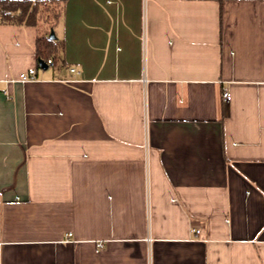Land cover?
<instances>
[{
    "label": "crops",
    "instance_id": "crops-1",
    "mask_svg": "<svg viewBox=\"0 0 264 264\" xmlns=\"http://www.w3.org/2000/svg\"><path fill=\"white\" fill-rule=\"evenodd\" d=\"M64 2L47 70L0 21V264H264V0Z\"/></svg>",
    "mask_w": 264,
    "mask_h": 264
},
{
    "label": "trees",
    "instance_id": "trees-1",
    "mask_svg": "<svg viewBox=\"0 0 264 264\" xmlns=\"http://www.w3.org/2000/svg\"><path fill=\"white\" fill-rule=\"evenodd\" d=\"M64 3V0L0 1V21L40 28L37 56L39 61L51 60L54 65L61 55L62 45L58 39L50 38V32L63 17Z\"/></svg>",
    "mask_w": 264,
    "mask_h": 264
},
{
    "label": "built area",
    "instance_id": "built-area-1",
    "mask_svg": "<svg viewBox=\"0 0 264 264\" xmlns=\"http://www.w3.org/2000/svg\"><path fill=\"white\" fill-rule=\"evenodd\" d=\"M48 65L52 66L53 65V62L51 60H49L47 62ZM74 71V70H72ZM36 80V70L35 69H32V70H29L27 72H24L22 74H20V77H19V82L20 83H27V82H31V81H34ZM223 98H224V101L226 103H229L230 100H231V94L229 92H224L223 94ZM197 233H199V231H197ZM102 244H99L98 246L101 247Z\"/></svg>",
    "mask_w": 264,
    "mask_h": 264
},
{
    "label": "water",
    "instance_id": "water-1",
    "mask_svg": "<svg viewBox=\"0 0 264 264\" xmlns=\"http://www.w3.org/2000/svg\"><path fill=\"white\" fill-rule=\"evenodd\" d=\"M50 38L52 40L56 39V35L54 33V30H51V33H50ZM39 64H40V67L43 69V70H47L48 69V66L46 65V63L44 61H39Z\"/></svg>",
    "mask_w": 264,
    "mask_h": 264
},
{
    "label": "rangeland",
    "instance_id": "rangeland-1",
    "mask_svg": "<svg viewBox=\"0 0 264 264\" xmlns=\"http://www.w3.org/2000/svg\"><path fill=\"white\" fill-rule=\"evenodd\" d=\"M54 33H56V30L55 29H54ZM58 33H59V30H58ZM60 57H61V55H60ZM60 57H59L58 61L60 60Z\"/></svg>",
    "mask_w": 264,
    "mask_h": 264
}]
</instances>
